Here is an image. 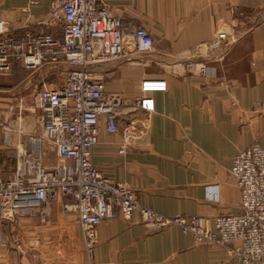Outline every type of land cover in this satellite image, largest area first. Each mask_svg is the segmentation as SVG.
Instances as JSON below:
<instances>
[{
    "label": "crops",
    "instance_id": "1",
    "mask_svg": "<svg viewBox=\"0 0 264 264\" xmlns=\"http://www.w3.org/2000/svg\"><path fill=\"white\" fill-rule=\"evenodd\" d=\"M49 1L0 0V13L19 31L44 33L48 29L40 23L49 14ZM99 1L124 26L146 29L153 50L145 56L130 51L126 60L97 70L106 80V94L124 102L117 134H107L101 121L92 164L162 216L197 217L212 228L216 216L237 214L240 195L231 161L253 143L264 148V0ZM220 31L236 39L214 53L211 40ZM41 69L26 85L32 95L41 82L59 86L51 82L59 78L48 75L51 68ZM146 79L166 82L165 92L152 94L150 114L133 108ZM32 123L41 132L37 112ZM125 131L130 138L123 145ZM22 141L18 135V156L27 148ZM44 154V165L53 166L54 152ZM231 249L196 246L176 227L153 230L134 216L131 223L103 221L89 258L75 214L63 212L58 200L44 214L31 211L0 222V264H241Z\"/></svg>",
    "mask_w": 264,
    "mask_h": 264
},
{
    "label": "built area",
    "instance_id": "2",
    "mask_svg": "<svg viewBox=\"0 0 264 264\" xmlns=\"http://www.w3.org/2000/svg\"><path fill=\"white\" fill-rule=\"evenodd\" d=\"M40 24L48 32L19 31L0 13V74L7 75L20 64L31 71L51 68L59 77L57 88L41 82V89L34 92L41 135L31 139L29 152L21 153L16 170L0 178V222L18 220L31 211L44 214L50 202L58 200L63 212L75 214L89 258L95 229L103 221L131 223L138 216L153 230L178 228L196 246H232V256L241 264H264V148L252 144L232 159L230 175L239 189L240 212L216 216L212 228L197 217L169 218L149 210L126 185L103 177L91 154L101 121L107 134L119 132L124 102L106 94V80L97 70L126 60L130 51L137 56L151 53L153 38L143 27L124 26L99 0H50L49 14ZM235 37L220 31L210 48L218 52L223 42ZM65 67L69 70L63 74ZM165 91L164 80L142 81L133 108L154 112L152 94ZM122 137L126 145L130 132ZM44 145L56 155L51 167L43 163ZM123 153L124 148L119 149Z\"/></svg>",
    "mask_w": 264,
    "mask_h": 264
},
{
    "label": "rangeland",
    "instance_id": "3",
    "mask_svg": "<svg viewBox=\"0 0 264 264\" xmlns=\"http://www.w3.org/2000/svg\"><path fill=\"white\" fill-rule=\"evenodd\" d=\"M240 18L241 13L239 12V19ZM19 65L14 64L7 75L0 74V161L3 163V166L0 164L1 179L8 177L10 172L16 170L18 163H21V159L19 158L21 153L24 151L29 152L31 139H38L41 135V132L37 133L34 131L32 123L36 116V112L39 114L40 120V112L35 109L33 104L34 93L32 95L30 90L27 89L28 87H26V85L33 83V79L36 76V74H34L35 70H25ZM41 70L47 71L46 68H42ZM52 73L53 71L50 70L48 75H52ZM51 82L59 84L57 78L51 80ZM18 135L23 140L22 142H25V146L27 147L22 149L19 156L15 151ZM45 149L46 153L50 152V154H53L54 152V150L48 148L46 145H44V151ZM72 256L73 260L76 261L78 256L75 251H73ZM84 264H88V262Z\"/></svg>",
    "mask_w": 264,
    "mask_h": 264
}]
</instances>
